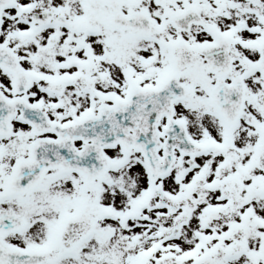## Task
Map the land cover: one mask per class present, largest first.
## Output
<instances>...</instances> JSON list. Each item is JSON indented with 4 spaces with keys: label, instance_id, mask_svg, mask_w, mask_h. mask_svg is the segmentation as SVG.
<instances>
[{
    "label": "snow or ice",
    "instance_id": "snow-or-ice-1",
    "mask_svg": "<svg viewBox=\"0 0 264 264\" xmlns=\"http://www.w3.org/2000/svg\"><path fill=\"white\" fill-rule=\"evenodd\" d=\"M0 264H264V0H0Z\"/></svg>",
    "mask_w": 264,
    "mask_h": 264
}]
</instances>
